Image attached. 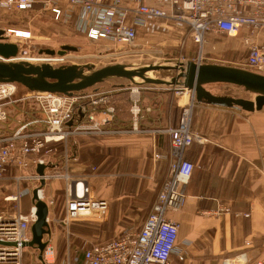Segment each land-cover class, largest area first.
Listing matches in <instances>:
<instances>
[{"label": "crops", "instance_id": "crops-1", "mask_svg": "<svg viewBox=\"0 0 264 264\" xmlns=\"http://www.w3.org/2000/svg\"><path fill=\"white\" fill-rule=\"evenodd\" d=\"M0 28L26 31L30 36L34 33L46 36L62 29L49 14L40 12L38 6L34 11L21 13L0 9ZM245 36V31H241L236 38L205 43L202 52L205 57L208 55L206 58L199 60L197 56L184 61L263 73L243 65L248 51L243 43ZM252 41L264 49V31ZM116 86L119 87L113 96L123 91L130 94V83ZM205 89L214 96L254 99V95L231 85L211 84ZM129 96L132 100V94ZM138 100L137 126L141 132L99 136L72 134L62 142L47 145V153L46 149L42 151L46 169L41 190L49 208L52 237L48 240L52 242L61 231L73 236L69 228L61 224L65 181L59 176L65 174L72 179H85L93 195L108 203L103 219L85 222L105 224L109 217H114L115 226L112 225L114 228L108 237L141 228L169 178V159L154 161L152 155H168L171 140L167 130L177 127L183 109L189 105L193 142L183 158L190 161L194 169L184 187L181 208L166 213L168 219L178 224V247L184 259L179 261L172 255L169 264H220L223 259L247 252L254 260L264 262V107L245 112L200 103L190 91L177 95L162 87L140 90ZM13 106L16 112L10 114L7 108V119L0 122V138L10 136L21 123L42 117L32 103L19 101ZM127 112V119L118 122L120 118H114L106 130L130 129L134 120L129 114L130 108ZM26 173L30 174L28 180L21 177L25 173L8 168L0 177V216L12 218L29 212L33 205L32 190L39 186V182L31 178L37 174L36 165ZM25 189L29 192L17 201L6 200ZM222 208L229 212L220 213ZM142 209L149 210L144 213ZM47 256L52 262V253L47 252Z\"/></svg>", "mask_w": 264, "mask_h": 264}, {"label": "built area", "instance_id": "built-area-1", "mask_svg": "<svg viewBox=\"0 0 264 264\" xmlns=\"http://www.w3.org/2000/svg\"><path fill=\"white\" fill-rule=\"evenodd\" d=\"M49 14L50 19L61 28H69L85 39L107 41L115 44L133 45L139 33L157 34L159 23L166 30L182 29L186 36L198 46V58L203 59V45L206 38L224 36L236 38L245 31L243 43L247 46L244 67L254 71H264V49L252 41L264 31V0H2L0 9L15 10L17 13L34 11ZM161 26V25H160ZM4 36L15 39H30V33L20 30L2 29ZM184 32L180 31L181 34ZM19 55H24L22 46ZM184 46L182 45V48ZM18 57L17 60L18 61ZM16 84L0 83V122L7 119V107L16 102L34 104L42 117L21 123L8 137L0 138V177L8 168L25 173L32 165H46L41 156L47 145L66 140L72 134L107 135L120 132H141L137 126L140 113L138 95L142 89L153 86L130 83L132 102L130 114L134 120L130 129L106 130L113 121L115 107L110 101L112 92L86 93L85 90L70 96L42 92L17 95ZM149 86V87H148ZM127 89V88H122ZM177 95L186 93L180 88H166ZM128 90V89H127ZM131 99V98H130ZM191 106L183 109L178 125L167 130L171 146L168 155L155 153L152 159L167 160L169 178L159 191L154 206L144 224L137 230L119 234L110 240L94 243L81 252L80 256L68 260L66 264H169L172 255L183 261L184 254L178 247V224L166 217L168 211H178L184 201V187L190 180L193 164L183 158L192 142L190 132ZM34 128H36L34 130ZM46 153L48 150H45ZM74 160V159H73ZM28 175V176H27ZM65 181L64 214L61 224L103 219L108 211L106 200L93 195L92 188L85 179H72L61 175ZM31 178L39 182L35 174ZM45 180V176H43ZM20 194L6 197L17 201ZM39 197L43 200L42 190ZM22 195V196H23ZM36 209L32 205L26 215L16 217L0 216V243H15L16 246L0 244V264H22L21 255L25 248L22 243L30 240V225L35 220ZM220 213H228L222 208ZM244 216H247L244 215ZM49 240L46 249H50ZM41 264H52L43 262ZM220 264H264L242 253L223 259Z\"/></svg>", "mask_w": 264, "mask_h": 264}, {"label": "water", "instance_id": "water-1", "mask_svg": "<svg viewBox=\"0 0 264 264\" xmlns=\"http://www.w3.org/2000/svg\"><path fill=\"white\" fill-rule=\"evenodd\" d=\"M77 48L63 45L58 51L45 49L39 54L62 57L68 52H76ZM19 54L17 44L8 42L4 31L0 30V83H13L22 86L29 92H42L63 94L70 96L95 87L109 79H122L136 84L166 88H180L190 91L194 99L200 103L232 107L245 112L259 111L264 107V71L253 72L219 64H206L199 62H177L174 66L149 65L142 68H129L123 64L108 65L98 70L90 66L67 65L52 67L48 63L35 65L26 61H16ZM172 71L175 74L169 80L148 77L149 72ZM211 84L231 85L243 89L254 95L253 100L232 98L227 96H214L205 86ZM45 165L38 164L36 173L40 177L39 186L32 190V202L36 209L35 220L30 225V240L22 243L23 248H32L38 251L37 259L44 262L43 253L50 237L48 223V205L40 199L39 190L45 184ZM7 246H16L15 243H0Z\"/></svg>", "mask_w": 264, "mask_h": 264}, {"label": "rangeland", "instance_id": "rangeland-1", "mask_svg": "<svg viewBox=\"0 0 264 264\" xmlns=\"http://www.w3.org/2000/svg\"><path fill=\"white\" fill-rule=\"evenodd\" d=\"M27 19V17H26ZM28 20V19H27ZM29 22V21H27ZM157 25L158 32L155 36H149L146 33H139L136 42L133 45L125 46L107 41L92 42L81 35L72 32L69 28H62L54 34L34 33L28 40L15 39L11 37L12 43L20 44L25 51L24 55L18 56V61H26L35 65L44 63L50 64L52 67L79 65L90 66L93 70H98L108 65L123 64L129 68H142L149 65L174 66L177 62H186L184 60L197 57L199 48L190 38H188L182 29L166 30L163 23ZM180 31L184 32L183 34ZM226 37L217 36L206 38V43L217 42ZM69 45L77 48L76 52H68L64 56L49 57L45 54H39L40 50L50 49L58 51L61 46ZM182 45L184 46L182 48ZM203 49V48H202ZM204 52V50H203ZM205 54V53H204ZM203 54L202 58L208 55ZM245 56V55H244ZM172 71L149 72L148 77L169 80ZM171 76V77H170ZM136 82H140L138 79ZM128 84L129 81L122 79H109L93 88L85 90L86 93H94L92 91L105 93H116L117 84ZM223 85V84H222ZM126 87V86H125ZM149 87V86H148ZM158 88L159 86H153ZM17 95H22L26 90L17 85ZM123 91L121 95L113 96L111 94L110 101H113L115 107L114 118L127 119L128 110L131 107L130 94ZM249 95V94H248ZM246 95V96H248ZM251 95V94H250ZM14 107V106H13ZM13 107H7L10 114L16 112ZM120 110L119 112L116 110ZM130 114V113H129ZM13 209V208H12ZM149 209L140 210L146 213ZM137 213V212H136ZM137 220H143L137 217ZM114 217H109L108 223L100 224L99 222L74 221L68 224L70 230L75 229L73 236H68L67 232L61 231L59 237H54L49 247L43 253V259L46 261V253H52V264H66L68 260L79 256L81 252L94 243H101L114 237H108L115 226ZM114 224V226H112ZM52 238V237H50ZM48 241V237H45ZM38 251L32 248H25L21 255L22 264H41L37 259Z\"/></svg>", "mask_w": 264, "mask_h": 264}, {"label": "bare ground", "instance_id": "bare-ground-1", "mask_svg": "<svg viewBox=\"0 0 264 264\" xmlns=\"http://www.w3.org/2000/svg\"><path fill=\"white\" fill-rule=\"evenodd\" d=\"M17 32H19V34H21V35L23 34L22 31H17ZM29 63H30V62H29ZM115 87L118 88L119 86H115ZM46 260H47V262L51 263V262H50V261H51V258H50L49 256L46 257Z\"/></svg>", "mask_w": 264, "mask_h": 264}, {"label": "trees", "instance_id": "trees-1", "mask_svg": "<svg viewBox=\"0 0 264 264\" xmlns=\"http://www.w3.org/2000/svg\"><path fill=\"white\" fill-rule=\"evenodd\" d=\"M154 93H156V92H154ZM158 94H159V93H158ZM116 121H117V120H116ZM118 122H123L122 118H121V119H118ZM114 128H115V127H114ZM62 216H63V215H62ZM74 230H75V229H72V230H71V227H70V234H71V233H74ZM80 255H81V254H80ZM80 255H79V256H80Z\"/></svg>", "mask_w": 264, "mask_h": 264}]
</instances>
